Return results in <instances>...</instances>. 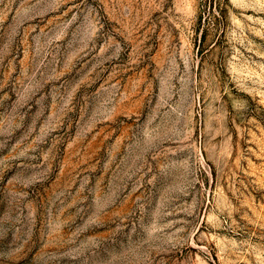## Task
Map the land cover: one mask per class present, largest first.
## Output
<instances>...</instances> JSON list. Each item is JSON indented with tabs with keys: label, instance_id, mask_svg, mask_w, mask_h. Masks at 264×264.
<instances>
[{
	"label": "rangeland",
	"instance_id": "1",
	"mask_svg": "<svg viewBox=\"0 0 264 264\" xmlns=\"http://www.w3.org/2000/svg\"><path fill=\"white\" fill-rule=\"evenodd\" d=\"M0 264H264V0H0Z\"/></svg>",
	"mask_w": 264,
	"mask_h": 264
}]
</instances>
